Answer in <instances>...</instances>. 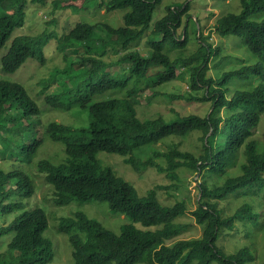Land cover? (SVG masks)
<instances>
[{
  "label": "trees",
  "instance_id": "obj_1",
  "mask_svg": "<svg viewBox=\"0 0 264 264\" xmlns=\"http://www.w3.org/2000/svg\"><path fill=\"white\" fill-rule=\"evenodd\" d=\"M89 1L56 3L80 11L92 7ZM161 1L108 0V10L128 9L120 26L79 21L62 35L12 38L25 24L27 4L47 0H0V50L12 39L0 59L2 70L14 73L29 58L44 61L43 48L50 38H57L66 63L49 81H42L40 92L49 109L74 111L84 119L77 125L45 123L46 109L26 87L0 78V159L11 163L10 169L0 165V217L14 214L0 226V239L6 242L0 264H47L54 258L53 242L44 235L46 211L40 206L26 208V199L36 192L34 163L52 185L55 204L97 198L132 220L116 233L82 211L62 217L58 230L69 236L74 264H252L256 259L255 237L264 230V143L253 138L264 114V0H238L240 11L218 17L213 28L222 38L237 37L245 58L225 54L223 45L207 41L205 25L195 30V41L200 40L187 55L188 26L180 34L178 29L190 2L167 7L151 26ZM71 54L78 59H69ZM232 57L239 59L237 65L224 67ZM175 79L189 86L175 99L209 103L208 113L141 118L137 111L141 94L150 91L149 98L158 96L157 87ZM52 83L57 85L48 90ZM194 131L203 133L197 154L181 149L173 139ZM48 140L63 146V159L39 157L34 162ZM166 141L167 149L158 148ZM148 145L154 146L147 154H138ZM98 151L125 156L138 172L156 168L171 182L139 193L104 165ZM18 160L27 162L17 167ZM185 169L199 176L196 208L189 212L202 227L200 236L180 237L191 225L179 221L191 202L182 191L188 183L179 171ZM159 190L179 195L173 203H165ZM233 200L239 202L231 205ZM227 234L234 238L241 234L245 241L228 251L220 244Z\"/></svg>",
  "mask_w": 264,
  "mask_h": 264
},
{
  "label": "rangeland",
  "instance_id": "obj_2",
  "mask_svg": "<svg viewBox=\"0 0 264 264\" xmlns=\"http://www.w3.org/2000/svg\"><path fill=\"white\" fill-rule=\"evenodd\" d=\"M58 0H47L45 4L29 2L26 7V21L25 24L14 31L12 38L18 35L36 36L43 33H58L62 35L67 32L69 28L73 27L75 23L79 21H88L92 23L107 22L114 26H120L124 24L123 15L128 9L117 8L108 10L106 2L108 0H90L87 2L91 8H85L80 11H73L70 7H63L62 4L56 3ZM188 0H162L155 8L151 26L155 22L164 16L167 12V7L179 6ZM240 1V0H239ZM238 0H189L190 9L188 15H184L182 26L178 29V34L183 30V26L187 24L188 31L191 40L187 44L185 53L187 55L197 47L198 37L196 40L195 30L200 26H204L203 34L207 41H210L213 45H223L224 53L231 54L238 58H245V54L241 51V47L238 46L237 37L230 36L228 38H222L216 31L213 30L216 24L217 18L222 16L228 11L239 12L240 2ZM66 3V2H64ZM99 4V6H98ZM184 5H182L183 7ZM176 8V7H175ZM209 31L211 35L208 36ZM106 35L105 32H102ZM146 39V38H145ZM140 42V47L144 48L145 41ZM203 39V38H202ZM12 39L8 42L6 48L0 50V59L7 52V48L10 45ZM57 38H50L49 42L43 48L45 51L44 61H39L36 58H29L16 72L7 74L2 70L0 62V78H9L21 82L29 91V93L37 100L42 109H46L43 116V121L48 123L51 120H56L63 123H71L74 125L84 122V119L72 112H63L55 109H49L50 107L45 103L43 96L40 92L42 88V81H49L52 77V73L56 69L65 65L66 61L63 57L64 53L60 51L57 46ZM247 51V50H246ZM248 52V51H247ZM249 54V52H248ZM249 56V55H248ZM69 59H78L76 55H69ZM239 59L232 57L229 58L224 67H232L237 65ZM212 72V70L210 71ZM57 84L52 83L48 90L55 88ZM161 93L158 96L149 98L151 92H143L141 100L137 103L138 115L141 118L156 117L158 115H165L172 117L175 114L186 115L190 113L206 114L209 111V103H203L199 101H187L186 99H175V95L183 94L189 91V86L185 80L175 79L164 83L157 87ZM231 96V95H230ZM254 139H257L264 143V114L261 117V121L254 128ZM201 131H194L186 138H173L174 141L180 143V148L185 150H192L196 154L201 150ZM154 146V145H152ZM151 145L145 146L147 149L142 152L140 149L138 154L145 155L149 152ZM158 148L167 149L168 141L158 143ZM65 155L63 146L58 142L48 140L44 146L40 149L34 162L39 157H48L49 159L59 162ZM98 158L104 161V165L110 166L115 170L118 175L123 176L130 181L139 191L144 193L149 188L157 184H169L171 181L165 175L160 173L156 168H149L135 171L129 164L125 162V156L107 152L98 151ZM12 159L10 156L7 157ZM6 158V159H7ZM7 161V160H5ZM27 161L21 162L18 160L15 164L17 167H21ZM0 165L6 169L11 168V163H5L0 159ZM24 166V165H23ZM22 166V167H23ZM34 173V179L36 184V192L32 197L26 199V208L29 206H40L44 208L48 218V226L44 232V235L50 238L54 247V258L47 264H74V258L72 256V246L69 241V236L66 233L59 232V222L62 217L71 216L74 212L82 211L88 217L94 218L100 221L106 228L120 233L121 227L132 222V220L125 214L118 211H114L109 206V203L97 198H91L87 201H79L77 199L71 200L67 204H55L53 202V188L52 185L46 182L44 174L39 172L35 166V163L31 167ZM188 183L186 188H182L185 195L190 196L191 202L189 203V210L186 215L179 219L180 222H190L191 225L188 231L180 235V237H194L202 234V227L196 223L193 215L189 212L196 208V198L198 195L197 184L199 183V176L191 170L185 169L179 171ZM171 189L168 188V191ZM179 193L172 190V193H167L165 190H159V197L165 203H173ZM239 202V200L231 201V205ZM224 203V202H223ZM14 214H9L6 218L0 217V226L8 223ZM141 228H153L144 227L141 223H135ZM83 236V235H82ZM10 239V235L5 236ZM220 240V244L224 245L228 251H234L241 247L244 243L243 235L239 234L235 238L231 234L223 235ZM2 239V238H1ZM0 239V252L6 248L5 240ZM256 241V259L252 264H264V230H260L255 237ZM171 242V241H170ZM255 248V247H254ZM135 264H148L147 262H138Z\"/></svg>",
  "mask_w": 264,
  "mask_h": 264
}]
</instances>
